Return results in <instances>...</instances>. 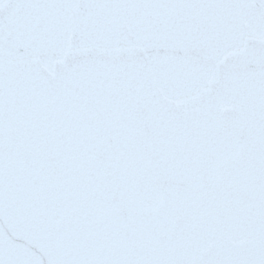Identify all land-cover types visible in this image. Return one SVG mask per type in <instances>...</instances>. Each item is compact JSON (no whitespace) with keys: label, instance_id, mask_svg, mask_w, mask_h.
<instances>
[{"label":"water","instance_id":"1","mask_svg":"<svg viewBox=\"0 0 264 264\" xmlns=\"http://www.w3.org/2000/svg\"><path fill=\"white\" fill-rule=\"evenodd\" d=\"M0 264H264V0H0Z\"/></svg>","mask_w":264,"mask_h":264}]
</instances>
